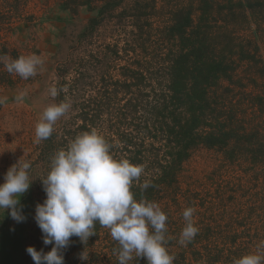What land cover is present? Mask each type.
<instances>
[{
	"label": "trees",
	"instance_id": "trees-1",
	"mask_svg": "<svg viewBox=\"0 0 264 264\" xmlns=\"http://www.w3.org/2000/svg\"><path fill=\"white\" fill-rule=\"evenodd\" d=\"M12 6L6 3L0 9V31L8 27L10 18L29 21V17L15 15ZM59 7L74 15L86 10L92 14L86 26L89 32L109 23L116 36L118 32L124 34L123 52H139L136 60L121 70L120 79L103 71L97 80L85 83L84 76H90L86 69L79 73V68L103 61L89 55L74 61L79 67L75 79L70 82L62 78L57 84V89H66L59 92L58 100L66 102L68 96L77 100L76 115L72 124L62 127L59 138L54 131L36 146L34 156L26 159L31 162V186L42 191L40 202L46 199L40 179L50 172L55 153L67 148L82 132L96 129L117 159L145 166L131 191L137 201L144 198L155 202L168 215L167 248L175 256L173 264H234L236 259L257 252L264 242V192L252 186L246 176L255 169L264 174V118L260 116L264 114V89L247 98L242 92L245 100L238 99L237 105L233 101L220 104L217 92L220 82L235 83L236 57L246 70H252L246 78L251 85L257 88L256 80L264 79L258 47L254 42L244 43L234 23L239 16L245 26L248 11L254 25L259 26L264 22V0H62ZM117 45H113L115 56H119ZM5 56L16 59L21 55L2 48L0 57ZM33 77L25 80L9 73L0 61V87H15ZM202 149L230 161L239 162L242 157L249 168L239 171L244 177L236 182H216L211 196L214 206L223 199L225 189L235 213L214 214L212 207L206 208L209 217H194L199 232L184 246L179 243L185 226L182 213L196 206L199 195L197 191L183 192L178 175ZM6 173L0 170V181ZM145 181L150 186L142 189ZM221 221L225 225L219 226ZM95 232L85 244L78 237L71 238L70 246L63 250L65 264H118L114 250L119 245L110 230L97 222ZM38 245L45 253L52 247L43 244L42 235ZM84 251L86 260L81 259ZM129 264H147V260L134 258Z\"/></svg>",
	"mask_w": 264,
	"mask_h": 264
},
{
	"label": "rangeland",
	"instance_id": "rangeland-1",
	"mask_svg": "<svg viewBox=\"0 0 264 264\" xmlns=\"http://www.w3.org/2000/svg\"><path fill=\"white\" fill-rule=\"evenodd\" d=\"M61 1L0 0V9L4 8L6 3H12L15 15L22 16L23 19L29 17V21L21 19L23 20L21 22L17 21L18 19L10 18L8 27H2L4 30L0 31V50L2 48L15 50L21 56L36 54L43 60L42 66L31 81L23 82L15 87H0V97L8 98L4 105H0V170L8 171L19 160L23 163L29 155L34 153L36 146L41 142H36L35 127L42 113L51 104L61 102L58 98L50 96L49 89L53 86L56 87L62 78L63 81L70 82L75 79V72L79 67L75 66L74 61H79L83 57L87 59L89 55L95 57V59L92 58L93 60H96V56L103 58L101 65L96 63L92 67L84 65L79 68V73H83V69L88 71L90 77L86 79L84 76V81L90 83L97 80L103 71L114 79H120L121 70L128 64L131 65L137 58L138 50L123 52L124 39L121 38L124 34L118 32L116 36L114 30H110L109 23H101L100 26L93 29L92 33L89 32L86 26L92 14L84 9L78 10L75 15L67 13L60 9ZM245 14L248 15L245 26L241 24L239 16H237V22H234L236 34L241 37L244 43L254 42L258 47L257 58L261 57L264 61V22L256 27L253 18L249 17V12L247 11ZM11 28L13 29L10 30ZM79 36L81 39H78ZM107 44L109 46L106 47ZM115 44H118L117 54L119 56H115L116 50L113 47ZM235 61L236 72L232 79L235 83L220 82L222 85L217 92L220 104H229L230 101H233L232 103L237 105L238 99L245 100L242 92L247 98V95L260 94L259 91L264 89L262 82L264 79L256 80L255 85L259 87L257 90L258 87L255 88L246 80L252 70H246V66L238 61V57L235 58ZM227 89L230 92L226 91ZM87 91L90 90L87 89ZM21 92H25L26 96L23 102L18 103L15 97ZM68 97V99L66 97V102L71 105V108L54 125V131L58 138L61 136L62 127L72 124L76 115L77 100L71 96ZM252 102L257 106L255 101ZM260 114L261 118H264V114ZM59 145L61 144L58 143V150ZM239 159V162L230 161L222 154L202 149L197 151L184 165L178 175V180L182 191H186V194H189V190L198 192L199 201L195 202L196 206L194 207L196 220L199 216L209 217L210 212L207 213L205 209L210 207L214 214H220V211L221 213H235L227 198L229 193H226L225 189L223 190V199H219V202H216L214 206H211L214 203L211 196L215 192L216 182L225 183L229 180L236 182L237 179L244 177L239 171L249 168V166L242 161V157ZM260 171L261 169H255L246 178L252 186L262 189L264 192V174ZM3 183L4 179L0 181V184ZM30 189L32 192H26L20 197V205L26 216L24 222L17 223L10 217L8 210L5 212L0 210V264H34L26 249L28 247H34L37 251L41 249L38 242L41 241L42 232L35 222L34 216L36 205L43 203V201L40 202L42 191L31 185ZM30 194L31 197L28 196ZM235 194L238 195L239 192H235ZM25 195L27 197L23 199ZM221 225H225V222L221 221L219 226Z\"/></svg>",
	"mask_w": 264,
	"mask_h": 264
},
{
	"label": "clouds",
	"instance_id": "clouds-1",
	"mask_svg": "<svg viewBox=\"0 0 264 264\" xmlns=\"http://www.w3.org/2000/svg\"><path fill=\"white\" fill-rule=\"evenodd\" d=\"M9 73L22 79L37 74L43 60L36 54L19 56L16 59L0 57ZM66 89H49L51 97ZM25 92L15 100L23 102ZM0 97V105L7 102ZM71 105L68 102L51 104L41 115L35 127L36 142L46 140L54 132V125L64 116ZM143 164L135 165L128 159H117L104 135L96 129L77 135L67 146L55 153L51 169L42 181L46 199L35 207V222L41 229L43 244L52 245L45 253L28 247L27 253L34 264H65L63 250L70 246L72 237L86 243L96 235L95 226L108 228L110 235L119 245L114 250L118 264H129L134 258L144 257L147 264H173L175 256L168 251V215L160 205L141 198L135 199L131 191L133 183L144 173ZM31 162L20 160L7 171L4 183L0 184V210H8L17 223L24 222L26 216L20 205V197L31 183ZM149 181L141 187L147 189ZM195 209L186 208L182 215L185 221L179 243L186 246L198 234L194 223ZM81 259L86 260L85 251ZM234 264H264V242L255 253L246 254Z\"/></svg>",
	"mask_w": 264,
	"mask_h": 264
}]
</instances>
